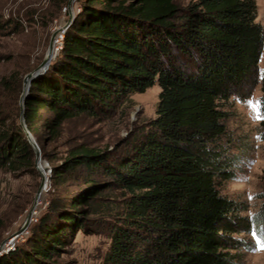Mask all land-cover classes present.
Listing matches in <instances>:
<instances>
[{
  "label": "trees",
  "instance_id": "1",
  "mask_svg": "<svg viewBox=\"0 0 264 264\" xmlns=\"http://www.w3.org/2000/svg\"><path fill=\"white\" fill-rule=\"evenodd\" d=\"M77 3L59 50L31 82L23 106L40 156L52 160L45 145L61 138L67 122L102 121L128 107L132 94L157 84L155 116L121 147L80 141L67 148L50 166L51 185L58 189L72 180L75 187L58 190L25 241L2 254L0 264H64L59 258L74 235L107 208L116 213L101 264H242L240 249L251 246L240 234L262 235L257 226L264 224V200L248 216L247 205L220 191L238 165L224 108L254 80L262 57L264 140V29L256 1ZM10 24L20 30V23L0 15V28ZM0 85L11 90L12 105L8 110L0 103V169L35 174L34 151L18 119L19 73Z\"/></svg>",
  "mask_w": 264,
  "mask_h": 264
},
{
  "label": "rangeland",
  "instance_id": "2",
  "mask_svg": "<svg viewBox=\"0 0 264 264\" xmlns=\"http://www.w3.org/2000/svg\"><path fill=\"white\" fill-rule=\"evenodd\" d=\"M189 1L176 0L181 6ZM255 1L257 21L264 29V0ZM68 4L69 0L60 4L57 0H0L2 19H11L20 23L19 31H14L11 24L6 28H0V81L3 78H9L14 72L19 73L20 76V90L16 99V106L19 108L18 119L22 79L42 61L52 33L60 30L59 36L57 34L55 36L52 58L54 59L60 48L63 26L69 19ZM70 9L73 13L78 10L77 0L70 3ZM261 70L262 57L254 80L245 84L240 93L231 95L224 108L227 112L224 123L234 139L232 151L238 155V165L234 178L222 183L220 191L229 198L247 205V210L243 214L248 216L255 214L264 200L260 196L264 191L262 180L264 140L260 136ZM3 87L0 85V103L9 110L12 108L9 104L11 90ZM15 89L16 87L13 91ZM159 90L158 85L155 84L143 93L132 94V103L128 107L102 121L86 117L67 122L61 138L55 143L49 142L45 145L47 154L52 160L49 161L40 156L39 165L45 174V181L39 197L36 194L42 174L36 168V164L37 174L12 173L0 169V245L3 246L0 256L14 250L25 241L30 228L46 211L49 201L55 198L59 193L58 190L63 191L66 186L67 189L75 187L72 180H68L67 185H62L58 189L51 185L50 166L60 162L67 148L80 141L102 149L112 150L116 146H123L139 131L143 123L155 116ZM42 138L43 135L40 134L41 141ZM105 196L115 197L109 193L104 194ZM115 199L113 206L117 208L120 204V195H117ZM109 209H102L101 215L92 216L93 221L89 228L85 231L80 230L74 235L66 252L59 258L61 262L64 264H101L110 243L108 235L110 216L116 213L115 210ZM111 211L109 215L108 212ZM29 213V222L25 224ZM257 228L263 231L262 235L240 234L241 237L249 238L251 246L250 250L240 249L242 264H264V249L260 248V245H264V224H259ZM254 246L257 248L255 251L252 250Z\"/></svg>",
  "mask_w": 264,
  "mask_h": 264
},
{
  "label": "water",
  "instance_id": "3",
  "mask_svg": "<svg viewBox=\"0 0 264 264\" xmlns=\"http://www.w3.org/2000/svg\"><path fill=\"white\" fill-rule=\"evenodd\" d=\"M73 0H69V19L68 21L64 24L62 31L64 32V30L67 28V26L69 25V23L71 22L74 13L71 11L70 9V3ZM57 34V31H55L54 33H52L51 37H50V41H49V45L48 48L43 56L42 61L34 68L32 69L30 72L26 73L22 79V93L20 95V99H19V105H20V116H19V122L23 128V131L25 133V136L28 140V142L30 143L31 147L33 148L34 151V161L36 164V168L40 171V173L42 174L41 177V182L39 185V188L37 190V194L36 196L38 197L39 194L41 193V189L44 185V181H45V174L43 173V169L41 168V166L39 165L40 163V152H39V147L37 145V143L35 142L33 136L31 135V133L27 130L25 122H24V118H23V106H24V102H25V98L27 95V92L29 90L30 84L31 82L37 77L39 76L49 65L51 59L53 58V50H54V46H55V36ZM34 207V206H33ZM32 207V208H33ZM30 219V213L26 216V220H25V224H27L29 222ZM2 245H0V251L2 250Z\"/></svg>",
  "mask_w": 264,
  "mask_h": 264
},
{
  "label": "snow or ice",
  "instance_id": "4",
  "mask_svg": "<svg viewBox=\"0 0 264 264\" xmlns=\"http://www.w3.org/2000/svg\"><path fill=\"white\" fill-rule=\"evenodd\" d=\"M254 235H255V233H254ZM257 244H259V242H257ZM260 248L264 249V245H260ZM252 250L255 251V250H257V248L254 246Z\"/></svg>",
  "mask_w": 264,
  "mask_h": 264
},
{
  "label": "bare ground",
  "instance_id": "5",
  "mask_svg": "<svg viewBox=\"0 0 264 264\" xmlns=\"http://www.w3.org/2000/svg\"><path fill=\"white\" fill-rule=\"evenodd\" d=\"M58 31H59V32H58ZM60 32H61L60 30H57V35H58V36H59ZM58 36H57V37H58ZM61 37H62V36H61ZM39 195H40V194H39ZM38 197H39V196H38ZM34 207H35V206H34Z\"/></svg>",
  "mask_w": 264,
  "mask_h": 264
},
{
  "label": "built area",
  "instance_id": "6",
  "mask_svg": "<svg viewBox=\"0 0 264 264\" xmlns=\"http://www.w3.org/2000/svg\"><path fill=\"white\" fill-rule=\"evenodd\" d=\"M60 43H61V41H60ZM13 246V245H12ZM8 250L10 249V248H7Z\"/></svg>",
  "mask_w": 264,
  "mask_h": 264
}]
</instances>
